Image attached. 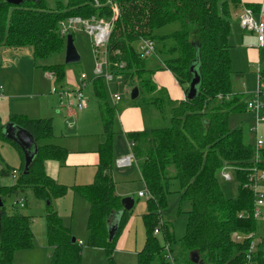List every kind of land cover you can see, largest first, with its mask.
Here are the masks:
<instances>
[{
	"label": "trees",
	"instance_id": "obj_1",
	"mask_svg": "<svg viewBox=\"0 0 264 264\" xmlns=\"http://www.w3.org/2000/svg\"><path fill=\"white\" fill-rule=\"evenodd\" d=\"M46 1L0 0V46L30 45L34 57L46 58L65 49L66 36L60 33L61 22L70 17L110 20L114 15L107 0H99L100 6L95 0H66L65 3L59 1L56 7L48 6ZM114 1L120 13L107 44L108 61L114 74L123 75L148 94L155 90L151 81L154 69L148 68L150 57L169 68L186 93L194 71L201 76L197 95L172 109L166 127L128 135L134 142L140 172L151 194L147 199L148 212L144 214L147 237L138 253L139 264H184L178 256L182 249L188 253L182 251L186 260L193 264H264L261 243L257 249L250 250L259 217H255L256 200L250 174L253 166L264 170V150H260L262 162H255L256 148L247 141V133L242 128L229 126L231 113L247 110L240 96L233 94L229 54V19L232 12L240 8L241 0ZM175 21L180 23L178 31L156 35V29ZM71 34L74 38L73 32ZM142 39L161 42L159 48L156 46V57L140 56L137 45ZM121 62L126 63L124 68L118 66ZM46 71L52 72L60 88L64 87L65 65L52 64ZM93 83L107 138L99 148L100 163L93 184L78 191L91 204L87 225L89 246L104 248L111 257L132 210L123 209V198L116 193L111 173L114 161L111 126L115 113L108 105L104 79L98 76ZM263 90L262 86L261 92ZM9 123L26 129L35 140L37 151L25 171L24 150L17 141L7 137L0 122V137L10 142L22 158L16 184L7 187L0 182V264H14L15 252L34 246L29 216L9 213L5 200L8 195L29 188L49 202L46 220L48 241L53 246L49 264H84L82 245L73 240L71 231L52 207L53 198L66 192V188L55 184L44 170L45 160L64 156L62 148L47 142L54 134L52 119L31 121L26 116L12 115ZM225 167L235 172L239 184L236 197H227L221 188L219 177ZM6 173L7 170L0 167V176ZM172 177L180 181L183 197L192 204L178 253L172 250L177 242L171 227L161 225L165 244L175 253L174 261L165 257V244L161 245L154 235L161 210L167 203V187ZM117 213L119 217L112 223ZM234 233L253 236L239 242L234 240ZM193 252L199 258L197 263L189 256Z\"/></svg>",
	"mask_w": 264,
	"mask_h": 264
},
{
	"label": "rangeland",
	"instance_id": "obj_2",
	"mask_svg": "<svg viewBox=\"0 0 264 264\" xmlns=\"http://www.w3.org/2000/svg\"><path fill=\"white\" fill-rule=\"evenodd\" d=\"M59 1L63 3L66 2V0H47L46 3L50 7H56ZM229 20V54L232 70L231 84L233 92L244 97L246 100H248L247 102L256 101L259 99V101L263 105L261 115L264 116V90L260 93L259 98L257 93L259 83L258 73L259 71H264V46L259 50L261 61L259 63H257V61L248 62L246 56H244L243 52L240 51L239 43H242V37L244 36V42L246 44L250 43L251 40L255 39V37L253 36L254 34L252 31L250 32V30H247L248 32L244 34L242 29L240 28L241 23L240 25L238 23L240 20L238 21V19L233 18V16ZM179 29L180 23L178 21H175L156 29L155 33L157 36L171 35ZM71 32H73L74 34V43L81 56V59L70 64H66L65 62L66 46L61 53L52 54L46 58L34 57L33 49L30 45L0 46L6 47V49H3L2 51L0 49V59L2 58V62H0V84L4 87L5 91V98L2 99L0 97V122L2 125L5 126L12 116H9V109H12V111L15 112L19 111L21 107L25 108L29 112L28 118L31 121L39 119H51L47 117H50V115H54L57 113L60 115L58 109H60L61 103L57 99L58 94H56L55 96L57 97H55L50 95L49 93L52 88H56L57 84L53 79L47 77L46 71L49 65L58 63L65 65V70L68 73L71 85H80L81 75L85 74L87 76L88 87L85 90V95L89 101L90 106L87 111L89 112L94 110V113L98 116V109L95 110L97 106L96 99L92 92V87L89 85L90 82L96 77V62H99L98 60H96L95 56L93 36L86 29H84L83 25H80L76 30H70L67 35L71 34ZM60 33L62 35H65L61 32V29ZM167 41L170 42L171 38ZM155 42L156 44L159 43L157 39ZM252 44L255 45L257 44V42ZM99 60H105L103 48H101L100 50ZM103 74L106 75L105 70ZM104 75L101 77L104 79L107 91L110 92V90H112V92H117L118 94H120L121 98L123 97L121 102H131V91L136 85L133 86L132 84L128 83V80H126L123 75H117L115 73L112 80L110 81H107ZM262 85L264 89V82L262 83ZM64 86H66V83ZM144 98H146V92L141 89L140 95L138 96L137 100L140 104L143 105L146 114L150 115L151 113L156 112L160 115V117L158 118V123H160L159 125H168L167 123L170 118H167L165 116L168 115L167 111L170 109V106L165 104L166 102L162 103L161 101H155V103L152 104L144 102ZM161 103L162 105L159 106L158 104ZM54 111L58 112L55 113ZM90 117L91 113H89V116H87V118L83 122L81 130L78 132V134L83 133L84 130L87 131L90 128ZM255 123L256 114L255 112L250 111L248 108L243 112H233L229 116V126L231 128H242L245 133H247V141L252 143L254 146H256L257 139H261L263 141L262 149L264 150V123H262L258 127V136L256 132L250 131ZM64 129H66L67 134L74 133L73 130L69 129L68 127H65ZM66 136L69 137L68 135ZM51 140L54 139L52 138ZM51 142H53V145H56L54 143L62 144L61 139H55V141ZM0 154L7 160L9 164H17L20 160L18 151L10 144V142L3 141L1 137ZM130 170H132V175L129 178V183L131 185L128 186L130 188V194L128 195V197H132L134 199V207H132L131 209L132 211L130 220L128 221V224L131 225V229L128 236H125V242L123 241L122 245L120 246L125 251L122 249L117 250L116 244V248L113 252V255L111 256V260V257L108 255L106 250H104V248L89 246V236H87L88 227L86 229L83 227L84 212L83 206L81 205V202H79V199H76L75 201L72 200V202L71 197H68V200L66 198L63 199L67 200L66 205L71 211V208L73 206L74 216L72 220L67 219V221H71L72 232L75 235H78L76 236L78 239H81L83 242L85 241V244L82 241L79 242L82 245L83 249L82 260L84 264H139L138 253L144 247L147 237L144 215H142V213L148 212V200L147 197H141L138 195L139 191H145L146 189H144L142 181L137 176L136 169L133 167ZM227 172L231 175V179H226L221 173L219 177L221 188L223 189V192L227 197H236V195L238 194L239 184L236 179L235 172L233 171V169H227ZM8 179L9 177L0 176L1 184L8 183ZM11 181L13 182L14 180L11 179ZM167 188V203L164 209L161 210L160 216L162 222L171 227L170 231L173 232L174 239L177 242V244L173 246L172 250L178 253L181 246L180 242L183 241L184 235L186 233L188 212L192 209V204L187 198L183 197V188L178 179L172 177L169 180ZM258 191L264 194V179L259 180ZM19 198L23 199V206L18 205L14 207L13 203ZM5 200L6 208L9 213L21 212L23 214L31 216H29V220L30 224H32V231H34L33 233L35 234L34 246L30 248L32 250H22V252L24 253H20L19 251L15 252L14 264H49L52 259L53 246H51L48 241L46 220V214L48 211L47 207L49 204L48 201L36 196L31 188L26 189V191H24L23 193L21 191H17L11 196L8 195ZM82 200L85 201L86 199L82 198ZM66 205L63 204L64 208ZM52 207L57 212V208L59 206L55 202V199L52 200ZM59 210L60 214L63 217L66 216L64 209L61 208ZM258 210L259 217L257 218V234H254V237L252 239L254 243L251 244H254L255 248L257 249L258 244L261 243L259 246L262 245L261 250L262 256L264 257V203L258 206ZM159 228L160 233L154 235L157 237L159 243L161 245H164L165 236L163 230L161 229V226H159ZM85 238L87 239L84 240ZM135 248L138 249V252H135ZM182 251H184L185 254H188L184 249H182L178 254L180 261L184 264H193L192 262L186 260V257L184 254H182ZM172 254L174 256L175 253L172 252ZM189 256L191 257L192 255L189 254Z\"/></svg>",
	"mask_w": 264,
	"mask_h": 264
},
{
	"label": "crops",
	"instance_id": "obj_3",
	"mask_svg": "<svg viewBox=\"0 0 264 264\" xmlns=\"http://www.w3.org/2000/svg\"><path fill=\"white\" fill-rule=\"evenodd\" d=\"M246 7L252 8L255 17L257 19H260L262 16V13L264 12V0H241L240 8L232 12L233 18H236L239 21L240 16L242 15L244 8ZM238 23L240 25V21ZM240 28L242 29L244 34L248 32L247 30L243 29L241 25H240ZM253 34H254L253 36L255 37V39L251 40L252 42L250 41V43L248 44L244 42L245 36L242 37V43H239L240 51H242L244 56H246L248 62L257 61V63H259L261 61V57L259 56L260 55L259 50L261 49V47L258 46L257 38L255 36L256 34L254 32ZM256 42L257 44L255 45L252 44ZM140 43L141 41L137 45L138 50L140 47ZM156 46L157 48H159L161 46V42L156 44ZM0 49L2 51L3 49H6V47H0ZM156 55L157 54H154L155 57ZM147 61L149 62L148 68L154 69L151 75V81H152V85L155 86V90L149 94L146 93V98H144V102H148L151 104L155 103V101H161L162 103L166 102L165 104L170 106V109L168 111L166 110L168 115H166L165 117L171 118L170 116L172 115V109L175 106H177L181 101L187 98L186 96L187 93L185 92V89L183 88V86H181V84L178 82L173 72L169 68L165 67L162 62L161 64H159L158 62L155 61V59H153V57L148 58ZM0 62H2V58L0 59ZM47 77L51 78L49 71H47ZM51 79L54 80L53 77ZM94 79L90 82L89 85L92 87V92L96 99L97 106L95 110L98 109L97 111L98 116L94 113V110L89 111V112L87 111L90 107L87 97L86 99L88 101V107L84 111H78L72 106L63 105L60 101L59 94L54 93L53 88L49 91L50 95L52 96H55L56 94H58L57 99L61 103V105L64 107L60 105V109H58L60 115L57 113L58 111H54L57 114L50 115V117H47V118L52 119L53 131H54V134L49 139H47V142L48 144L53 145L52 144L53 142L51 141H55V139L57 140L61 139L62 144L54 143L56 145H53V146H58L62 148L64 152L63 153L64 156L62 157V159L45 160L44 170L47 176L51 178L55 182V184L66 188V192L64 195L59 196V197H54L53 200L55 199V202L59 206L58 207L59 209L61 208L64 209L65 214H66V216L64 217L60 214V210L58 208H57V212L60 218L62 219L64 225L67 228H69L74 238L79 242L82 240L78 239L76 237L78 235H75L72 232L71 221H67V219L72 220L74 216L73 206L71 208L72 209L71 211L66 205L67 200H68L67 198L71 197V202L72 200L75 201L76 199H79V202H81V205L83 206V212H84L83 213V216H84L83 217V227L86 229L88 225L87 220L89 219L88 215L91 209V204L85 197H83L79 193L78 189L83 188L84 186L93 184L95 180V176L98 171L99 163H100L99 148L102 145V143L105 142L107 138L106 127L102 119L103 117H102L101 104L99 100L97 99L95 91H94V83H93ZM65 83H66V86H73L70 83L67 71H66V82ZM128 83L135 86L134 82H131L128 80ZM87 87H88V84L86 88ZM105 87H106V84H105ZM55 89L59 91L60 87L57 85ZM140 90L141 89L139 88V95H140ZM116 93L117 92H112V90L108 92L107 87H106V94H107V99L109 103L108 105L110 108L114 110V113H115L114 118H113V123L111 126L112 132L114 133V137H113V159L114 161H113V167H112L111 173H112V176L115 182L116 193L122 196V198H124L130 194V188L128 186L131 185L129 183V178L132 175V170L130 169H132L133 167L136 169L137 176L142 181L143 183L142 185L144 186V189L147 188L146 183L143 181V178L140 172V163H139L140 160L137 158L135 154L134 147L130 146V143L132 141L129 140L128 135L134 132L151 131L153 129L163 128V127H166L167 125H163V126L159 125L160 123H158L159 122L158 118L160 117V115L157 114L156 112H153L150 115H147L145 112V109L143 108V105L138 102L137 100L138 97L136 99H132L131 102H128V101L121 102L123 97L119 101L115 100V98L113 97V95ZM233 94L239 95L234 92ZM0 97L2 99L5 98V91H4L3 86L2 88H0ZM240 98H241V101L247 105L248 100H246L242 96H240ZM162 103L158 105L160 106L162 105ZM170 110H171V113H170ZM11 112H14V111H12V109H9V113H10L9 116L17 115V116H26L27 118L29 116L28 115L29 112L23 107H21L19 111H15L14 113H11ZM89 113H91V117L89 121L90 128L87 131L84 130L83 133L78 134V132L81 130V126L83 122L85 121L87 116H89ZM40 118H46V117H40ZM9 121L7 124H9ZM167 124H169V121ZM5 126L3 125L4 129H5ZM65 127L72 129L74 133L67 134L66 129H64ZM66 135H68L69 137H67ZM52 138L54 140H51ZM130 154H134V160L132 164H130L129 166H120L118 164V160L121 157L128 156ZM19 156H20V160L17 164L16 163L9 164L7 160L4 157H2V155L0 154V167L2 169L4 168L7 170V173L3 174L2 177L3 176L9 177L8 179L9 182L6 184H2L3 186L11 187L16 184V181L20 176V171H21V166H22V158H21L20 153H19ZM14 170L18 171L16 177H13ZM11 179L14 181L12 182ZM21 192L23 193V191ZM139 192H138V195H139ZM81 197L86 199L88 202L86 200L85 201L88 204L84 200H82ZM64 198H66L67 200L66 199L63 200ZM63 204L66 205L65 208ZM144 214L146 213L143 212L142 215ZM24 215H27V214H24ZM27 216H30V215H27ZM118 217H119L118 213L114 214L112 218L113 219L112 223H115ZM130 229H131V225L127 223L121 236L119 237L117 241V250L122 249V247L120 246L122 245L123 241L125 242V236H128ZM87 236H89V230H88ZM86 239L87 238H85L84 240ZM28 250L31 251L32 249H28ZM137 250L138 249L135 248V252H138ZM18 251L20 253L22 252V250H18ZM25 253H28V252H25Z\"/></svg>",
	"mask_w": 264,
	"mask_h": 264
},
{
	"label": "built area",
	"instance_id": "obj_4",
	"mask_svg": "<svg viewBox=\"0 0 264 264\" xmlns=\"http://www.w3.org/2000/svg\"><path fill=\"white\" fill-rule=\"evenodd\" d=\"M95 3L97 6H100L99 0H95ZM107 4H111L114 15L110 20L107 19H97L95 17H92L91 19H83L80 17H70L66 21L61 22V32L67 35L70 30H76L80 25H83L84 29H86L90 34L93 36V42L95 47V56L96 60L99 62H96V68H95V75L103 76L104 70L106 71V77L107 81L112 80L114 73L110 69V62L108 61V53H107V44L110 38L111 30L114 24V21L117 19L120 10L119 6L115 3L114 0H107ZM240 23L243 29L253 31L256 34L257 42L259 47L264 46V12L262 13V16L260 19H257L254 15V12L252 8L246 7L243 10L242 15L240 16ZM78 26V27H77ZM101 48L104 49V61L99 60V54ZM156 52V42L152 39H142L139 47V53L141 57H149L154 55ZM125 62H121L118 66L120 68H123L125 66ZM259 83H258V98L261 93V87L263 86V73L259 71ZM50 77H53V74L50 73ZM87 76L85 74L81 75L80 78V85H73V86H65L60 88L59 91L57 89L53 88L54 93H58L60 96V101L63 105L66 106H72L78 111H84L88 107V101L85 96V88L87 86ZM0 88L2 86L0 85ZM113 97L115 100L119 101L121 99L120 94H114ZM219 98H223L222 95L218 96ZM247 108L250 111L255 112L256 114V123L251 128V131L258 132V127L264 123V116L261 115V111L263 109L262 103L258 100L256 101H249L247 102ZM258 136V134H257ZM134 142L130 143V146L133 147ZM263 141L261 139H257L256 142V154H255V162H262L260 150L262 149ZM134 160V154H130L128 156H123L118 160V164L120 166H129L132 164ZM227 169H230L228 167H225L222 171L223 176L226 179H231V175L227 172ZM252 172L250 174L251 180H253V189H254V195L256 200V208H255V217L257 218L259 216V210L258 206L262 205L264 203V194L262 192L258 191V182L259 180L264 179V170H260L257 166H253ZM18 171H13V177H16ZM139 196L141 197H147L150 198L151 194L146 188L145 191H140ZM15 205L23 206V199L19 198L16 200ZM242 216V214L240 215ZM163 224L162 220L160 219L159 225L155 228L154 233L159 234L160 228ZM253 236L252 234H237L234 233V240L235 241H243L245 239L250 238ZM251 243H254L253 241ZM254 244H251L250 250L254 249ZM165 257L170 259L171 261H174V256L172 252L170 251L169 245L165 244Z\"/></svg>",
	"mask_w": 264,
	"mask_h": 264
},
{
	"label": "water",
	"instance_id": "obj_5",
	"mask_svg": "<svg viewBox=\"0 0 264 264\" xmlns=\"http://www.w3.org/2000/svg\"><path fill=\"white\" fill-rule=\"evenodd\" d=\"M8 2L13 3H20L22 0H7ZM81 59V56L75 46L74 38L72 34H68L66 36V50H65V62L66 64L77 62ZM193 70V67H191ZM201 76L197 71H194V76L192 80L189 83V88L187 91V98L193 99L198 92L197 86L200 83ZM139 96V88L138 86H135L131 91V98L136 99ZM5 134L8 138H12L13 140L17 141L18 144L22 147L25 153V171L29 168L30 163L33 160L34 154L37 151V147L35 144V140L33 139L32 135L26 130L21 127L15 126L11 123L7 124L5 126ZM49 203V202H48ZM2 205V202L0 203ZM122 205L123 209L125 210H131L134 206V199L132 197H124L122 199ZM0 231H1V216H0ZM114 227L111 232V236L113 235ZM75 241V238H73ZM192 261L197 263L199 261V258L197 256V253H191Z\"/></svg>",
	"mask_w": 264,
	"mask_h": 264
}]
</instances>
